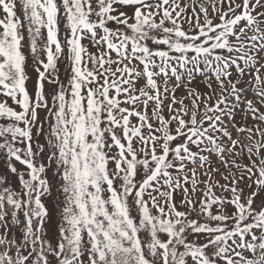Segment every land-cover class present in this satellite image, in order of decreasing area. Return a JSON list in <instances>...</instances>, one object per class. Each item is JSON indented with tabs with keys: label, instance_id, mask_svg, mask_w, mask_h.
<instances>
[{
	"label": "snow or ice",
	"instance_id": "1",
	"mask_svg": "<svg viewBox=\"0 0 264 264\" xmlns=\"http://www.w3.org/2000/svg\"><path fill=\"white\" fill-rule=\"evenodd\" d=\"M0 264H264V0H0Z\"/></svg>",
	"mask_w": 264,
	"mask_h": 264
}]
</instances>
